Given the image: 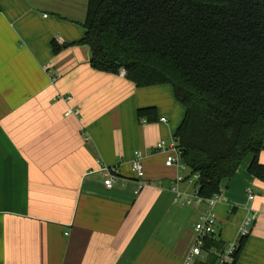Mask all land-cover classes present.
<instances>
[{
  "label": "crops",
  "instance_id": "obj_1",
  "mask_svg": "<svg viewBox=\"0 0 264 264\" xmlns=\"http://www.w3.org/2000/svg\"><path fill=\"white\" fill-rule=\"evenodd\" d=\"M87 6L0 0V264H183L195 242L180 240L202 208L176 198L177 170L155 147L175 137L186 107L170 83L137 86L91 65L90 47L76 44ZM53 41L69 45L54 52ZM146 107L158 120L138 117ZM251 159L222 183L216 233L238 241L250 220L238 263L264 264V180ZM102 169L117 171L112 187Z\"/></svg>",
  "mask_w": 264,
  "mask_h": 264
},
{
  "label": "trees",
  "instance_id": "obj_2",
  "mask_svg": "<svg viewBox=\"0 0 264 264\" xmlns=\"http://www.w3.org/2000/svg\"><path fill=\"white\" fill-rule=\"evenodd\" d=\"M84 27L76 44L90 47L95 69L173 85L186 107L175 138L202 197L221 193L249 154V173L264 180V0H88ZM137 115L158 120L156 107ZM247 239L224 264H239ZM225 248L217 233L206 236L194 264H217Z\"/></svg>",
  "mask_w": 264,
  "mask_h": 264
},
{
  "label": "built area",
  "instance_id": "obj_3",
  "mask_svg": "<svg viewBox=\"0 0 264 264\" xmlns=\"http://www.w3.org/2000/svg\"><path fill=\"white\" fill-rule=\"evenodd\" d=\"M122 75H125L126 72L124 69L120 71ZM166 121L165 118L162 119ZM155 151L167 153L166 165L168 167H175L177 170V177L174 182V185L171 187V190L175 193L176 198L179 199L183 194H185V203L193 204L198 209L202 208L197 215V221L194 225V230L196 233V241L192 247L189 254L186 256L183 264H194L195 261L199 258L204 257L202 250L203 239L206 236L214 235L216 233L217 225V215L215 207L219 200L222 197V192L215 194L211 198H204L199 194L198 190V181L200 180V175L198 173H191L190 177H186L184 171L188 169L186 162L182 156V150L180 148L179 142L174 137L172 140L161 139L156 147ZM131 169L135 175L139 178L144 177V169L142 164V154L140 151H136L134 158L131 162ZM105 172V185L107 187H112L117 171L115 169H102ZM191 180L197 181L196 187L190 192H184L181 190V183ZM254 195L250 196V199H253ZM251 221H247L240 229V237L249 233V225ZM238 241L230 242L226 245L224 251L218 252V262L217 264H224L227 262H232L234 259L235 250L238 247Z\"/></svg>",
  "mask_w": 264,
  "mask_h": 264
},
{
  "label": "rangeland",
  "instance_id": "obj_4",
  "mask_svg": "<svg viewBox=\"0 0 264 264\" xmlns=\"http://www.w3.org/2000/svg\"><path fill=\"white\" fill-rule=\"evenodd\" d=\"M197 221V217L196 220L194 218V223H192V227H194V224ZM196 241V233H193V231L191 230H187L185 231L184 235L182 236V239L180 240L179 243V247L183 248V247H188L189 245H192L194 242Z\"/></svg>",
  "mask_w": 264,
  "mask_h": 264
}]
</instances>
